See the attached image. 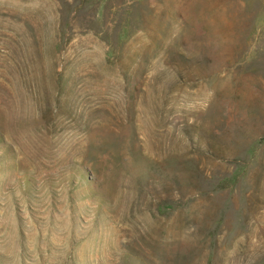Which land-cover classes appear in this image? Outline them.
<instances>
[{
    "label": "rangeland",
    "instance_id": "374dc122",
    "mask_svg": "<svg viewBox=\"0 0 264 264\" xmlns=\"http://www.w3.org/2000/svg\"><path fill=\"white\" fill-rule=\"evenodd\" d=\"M0 264H264V0H0Z\"/></svg>",
    "mask_w": 264,
    "mask_h": 264
}]
</instances>
